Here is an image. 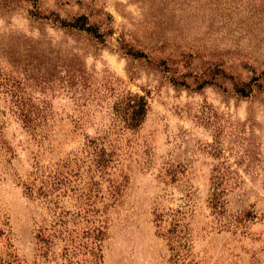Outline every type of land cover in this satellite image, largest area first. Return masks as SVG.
<instances>
[{
	"label": "rangeland",
	"instance_id": "obj_1",
	"mask_svg": "<svg viewBox=\"0 0 264 264\" xmlns=\"http://www.w3.org/2000/svg\"><path fill=\"white\" fill-rule=\"evenodd\" d=\"M0 264H264V0H0Z\"/></svg>",
	"mask_w": 264,
	"mask_h": 264
},
{
	"label": "trees",
	"instance_id": "obj_2",
	"mask_svg": "<svg viewBox=\"0 0 264 264\" xmlns=\"http://www.w3.org/2000/svg\"><path fill=\"white\" fill-rule=\"evenodd\" d=\"M67 26L70 28L81 30L89 35L99 36L97 29L89 25L86 22L85 17L78 18L75 20L74 23H70ZM131 109L132 110L129 116V126L135 127L138 126L142 118H144L147 109V104L142 97H139L137 98V100L134 101V104L132 105Z\"/></svg>",
	"mask_w": 264,
	"mask_h": 264
}]
</instances>
